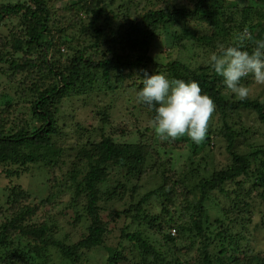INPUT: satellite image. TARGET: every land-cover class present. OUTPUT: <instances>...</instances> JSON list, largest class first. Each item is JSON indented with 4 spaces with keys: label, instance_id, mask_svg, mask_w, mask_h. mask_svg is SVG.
<instances>
[{
    "label": "trees",
    "instance_id": "16d2710c",
    "mask_svg": "<svg viewBox=\"0 0 264 264\" xmlns=\"http://www.w3.org/2000/svg\"><path fill=\"white\" fill-rule=\"evenodd\" d=\"M63 2L66 5L59 6ZM201 21L208 29L199 34L190 26ZM4 22L10 34L0 33V66L8 65L9 78L16 79L19 89L12 100L0 93V164L14 167L6 169L9 176L20 177L38 162L41 150L59 145L60 151L65 149L70 127L66 121L75 117L66 113V103L80 100L93 122L72 124L82 143L71 148L79 163L65 170L64 181L76 185L77 198H86L83 215L92 223L78 244L57 241L51 220L37 216L42 208L31 204V193L14 186L5 199L7 208L0 211V264H49L52 247L64 260L81 264L88 252L104 246L109 230L102 212L115 202L122 203L126 215L133 211L143 227L124 236L138 253L137 264H264V252L243 247L254 217L264 214V142H253L251 128L241 120L230 123L242 111H255L264 122V103L230 95L209 62L170 60L172 48L210 56L221 44L237 43L238 36L240 46L251 51L255 40L264 39V0L243 6L232 0H0V24L6 26ZM170 36L166 55L154 56L157 43ZM145 72L195 80L214 100L216 111L206 138L198 145L191 141V152L196 155L212 135L223 138L231 158L225 166L191 186L200 166L184 176L175 162L162 158L156 140L143 134L136 144H119L107 134L121 96L153 120L154 111L134 102ZM216 114L222 125L213 131ZM61 153L49 181L55 188L58 171L67 164ZM147 173L160 182L140 197ZM152 197L161 209L150 217L144 206ZM212 199L223 205L217 204L214 219L207 205ZM145 226L149 233L143 231ZM153 234L161 240H154ZM197 243V257L184 254ZM124 259L122 251L110 248L106 264Z\"/></svg>",
    "mask_w": 264,
    "mask_h": 264
},
{
    "label": "rangeland",
    "instance_id": "374dc122",
    "mask_svg": "<svg viewBox=\"0 0 264 264\" xmlns=\"http://www.w3.org/2000/svg\"><path fill=\"white\" fill-rule=\"evenodd\" d=\"M236 1L240 6L246 5L249 0H232ZM74 2V0H71ZM66 2L59 4V6H65ZM6 23V22H4ZM195 28L199 34L204 33L208 29V23L201 21L195 27V24L190 26ZM10 26L5 24H0V33L4 36L9 35ZM172 39L170 36L164 42L157 43V50L153 52L154 56L166 55L168 51L167 47L169 41ZM162 43V44H161ZM171 48V47H170ZM172 57L170 60L181 59L183 57H192L193 65H199L204 62L209 61L210 56L199 53L198 55H193L192 53L181 52L178 47L172 48ZM8 65L0 66V93L7 97V99H14L15 93L19 89L16 85V79H12L9 76L12 75L10 71L7 70ZM21 79L20 76L17 77ZM247 81V80H246ZM245 86L250 89L249 97L251 99H258L264 103V85H258L253 79L248 77L247 82H242ZM126 96V95H125ZM115 110L112 112V122L111 126L107 128V134H111L115 137L119 144H136L140 140L141 136L145 134V138L148 140H156L157 147L161 152L163 159L175 162L176 170L179 169L180 172L183 171L182 175H189V168H197L200 166V174L192 181V177L189 176L188 180L192 181L189 183L191 186L200 181L202 177L209 176L212 172L225 166L230 161V154L227 150V144L223 138H216L212 135L209 144L203 146V148L194 155L192 150V142L187 136L177 138L175 140H160L153 131L151 124V119L145 114L141 113L139 109L132 108V104L126 102L124 96L115 102ZM127 107L129 111H127ZM84 108L83 103L80 100H76L73 105L72 102L66 103V113H72L75 115L74 119H67V124L70 126L65 132V139L63 147V155L67 161V164L63 166V169L58 171L59 184L55 188L52 185L50 179L53 177V165L60 157L61 145L55 148H46L41 150V155L37 163L33 164L30 172L23 174L20 177L15 175L9 176L6 169L11 170L14 167H5L0 164V211L6 209L5 199L7 197L10 188L14 186H21L23 189L31 193L33 196L32 205L41 206V210L38 211L37 216H41L42 219H47L49 223L51 220L52 228L51 232L54 234V238L57 241L63 242L67 245H75L85 236L89 234V227L92 223L91 219H87L83 214V208L86 206V198H77V189L75 184H70L64 181L65 170L71 169L73 163H79L76 159V151L71 149L75 144H81L78 141V135L76 134L75 127L72 125L74 122H84L86 119L88 124L92 123L90 109ZM213 131H215L218 125H222L221 118L218 114L213 117ZM240 121L242 124H247L251 128V137H255L253 140L256 142H264V122H262L258 114L255 111H242L240 117L237 116L230 121ZM219 126V127H220ZM148 129V130H147ZM255 132H257L256 135ZM61 141V140H60ZM66 150V151H65ZM62 154V153H61ZM72 156V157H70ZM118 170L114 171V175ZM208 171V172H207ZM68 174V173H67ZM191 178V179H190ZM158 180L154 179L153 175L149 173L143 178L141 182L140 197L150 191L154 190L159 185ZM68 183V184H67ZM54 195V197L49 201L48 204H42V201L48 200L49 196ZM220 207H223L218 200L212 199L207 205L209 208V214L212 219L217 215ZM144 214L147 216H156L161 209L158 200L154 197L144 206ZM124 206L120 202H115L111 204L110 207H106V210L102 212V218L108 226V234L105 237V244L93 251L88 252L87 256H84L81 264H106L109 249H117L122 251L125 259L120 262V264H137L139 258L135 257L136 253L135 247H133L129 242L124 241V236L129 233L133 234L137 230L142 229L134 220L133 211L126 215L124 213ZM82 215V219L78 220V215ZM264 214L257 213L253 219V223L249 225V232L251 237L249 241L244 242L245 249H252L255 252H264ZM44 219V220H45ZM1 224V221H0ZM54 226L58 228L55 230ZM143 231L149 233V227ZM171 230H175L172 228ZM170 230V231H171ZM152 237L154 240H161L159 235H154ZM183 245H186L189 249V243L187 241H182ZM124 247V248H122ZM199 244L197 243L193 251H184L185 255H190L197 257L199 254ZM136 254V255H135ZM48 255L50 256L49 264H71L69 261L64 260L61 253L56 248H50Z\"/></svg>",
    "mask_w": 264,
    "mask_h": 264
},
{
    "label": "clouds",
    "instance_id": "9594fccd",
    "mask_svg": "<svg viewBox=\"0 0 264 264\" xmlns=\"http://www.w3.org/2000/svg\"><path fill=\"white\" fill-rule=\"evenodd\" d=\"M237 43L219 45V51L209 57L210 69L221 78L226 92L239 101L249 97L250 89L242 83L250 77L264 85V39L254 41L251 51ZM135 103L143 104L155 115L153 131L160 140H175L187 136L200 144L208 131V124L216 111L214 100L203 94L195 80L169 78L162 73L145 72L142 87L135 94Z\"/></svg>",
    "mask_w": 264,
    "mask_h": 264
},
{
    "label": "built area",
    "instance_id": "2783aa9c",
    "mask_svg": "<svg viewBox=\"0 0 264 264\" xmlns=\"http://www.w3.org/2000/svg\"><path fill=\"white\" fill-rule=\"evenodd\" d=\"M171 233H172V235H175L176 234V231L175 230H172Z\"/></svg>",
    "mask_w": 264,
    "mask_h": 264
}]
</instances>
